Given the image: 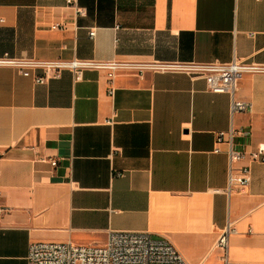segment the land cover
Returning a JSON list of instances; mask_svg holds the SVG:
<instances>
[{
	"label": "crops",
	"instance_id": "crops-1",
	"mask_svg": "<svg viewBox=\"0 0 264 264\" xmlns=\"http://www.w3.org/2000/svg\"><path fill=\"white\" fill-rule=\"evenodd\" d=\"M72 1L83 15L66 0H0V56L264 67V0ZM29 73L0 67V264H27L31 242L100 245L108 231L223 264L228 227V260L264 264V163L234 164L250 166V183L227 193L214 140L232 126L245 152L264 148V71L242 74L235 99L250 107L232 116L228 94L184 71L119 70L112 94L105 70Z\"/></svg>",
	"mask_w": 264,
	"mask_h": 264
},
{
	"label": "built area",
	"instance_id": "built-area-1",
	"mask_svg": "<svg viewBox=\"0 0 264 264\" xmlns=\"http://www.w3.org/2000/svg\"><path fill=\"white\" fill-rule=\"evenodd\" d=\"M262 1V0H255ZM72 5L78 15L84 14V9L78 7L72 0H66ZM1 21V20H0ZM56 24L51 28H56ZM94 31H89L92 37ZM0 67L16 68L23 76H30L29 69H41V75L34 76L36 83H44L48 78L59 76V72L68 69L73 74L74 81L82 78L84 69L105 70L108 84V93L114 92L112 86L116 72L131 70L141 75L144 70L149 71H184L190 75L201 76L206 89L212 93H226L230 97V115L236 112L249 110L250 105L236 100L237 84L243 73L264 71V67L247 65L234 59L229 63L212 62L208 64H177L166 62H119V61H92L72 59L69 61H34L23 58H11L7 54L0 56ZM246 135L247 132L238 131L230 126L227 130L215 132L216 145L226 146V155L229 164V183L226 192L241 191L250 183V166L241 165L233 173V165L247 158L249 163H264V148L245 152L238 147L234 138L236 135ZM214 152H219L215 147ZM52 166L56 160H50ZM117 174V173H116ZM0 206V211H2ZM234 230L225 228L219 235L216 246L223 250V264H256L230 262L226 255L228 236ZM27 264H188L175 246L164 236H152L148 232L136 231H108L103 244L78 245L71 242H31L26 256Z\"/></svg>",
	"mask_w": 264,
	"mask_h": 264
}]
</instances>
